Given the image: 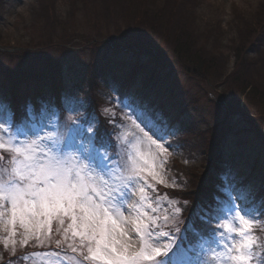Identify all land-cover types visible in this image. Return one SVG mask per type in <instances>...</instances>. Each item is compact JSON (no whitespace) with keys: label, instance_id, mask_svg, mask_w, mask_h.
Segmentation results:
<instances>
[{"label":"snow or ice","instance_id":"6c2138e0","mask_svg":"<svg viewBox=\"0 0 264 264\" xmlns=\"http://www.w3.org/2000/svg\"><path fill=\"white\" fill-rule=\"evenodd\" d=\"M120 40L125 62H140L145 45L139 38L125 33ZM56 72L72 80L88 68L69 58L57 62ZM122 87L129 101L121 100L120 111L129 109L123 118L105 109L107 119L85 118L63 136L25 123L33 109L39 111L34 103L26 102L16 119L11 103L0 102L4 250L16 256L18 246L54 244L77 255L78 264H264V196H258L264 168L259 184L237 173L226 196L218 190L185 223L180 203L162 199L157 188L173 186L164 168L174 147L167 136L174 133L165 132L160 110L142 90L132 82ZM215 119L229 146L242 149L246 132L227 98Z\"/></svg>","mask_w":264,"mask_h":264},{"label":"rangeland","instance_id":"374dc122","mask_svg":"<svg viewBox=\"0 0 264 264\" xmlns=\"http://www.w3.org/2000/svg\"><path fill=\"white\" fill-rule=\"evenodd\" d=\"M82 1L87 3L89 0H2L0 2V102L8 101L13 107L14 96L10 90L11 79L3 74L2 68L23 70L25 65L22 62L18 63V59L21 57L37 72H42L50 66L47 63L41 67L40 64L34 65L39 63L37 58L41 57V61H43L47 56L55 64L70 58L88 68L86 74L72 80L61 78L63 88L60 98L68 112L63 120L59 117L56 102L51 103L50 106L44 102V100L53 101L47 83L32 81L29 85L18 86L23 107L26 102L36 101L35 99L44 102L42 110L35 114L30 113L29 119L25 121L34 131L43 128L45 134L63 136L69 132L74 123H81L85 118L94 122L98 115L97 110L106 118L105 109L111 110L114 115L121 118L129 112V109L120 111L123 107L121 100L128 103V98L119 96L118 91L109 86L111 84L124 89L121 87L123 82L125 84L132 82L136 85L129 74H125V72H120V74L112 68L101 74L94 70L93 77L94 74L96 75L92 79H94V92L97 94L95 96L96 103L92 102L93 97L89 90L88 79L90 80L92 72L91 66L107 57L112 62H124L127 71H132L136 67V63L125 62L124 52H121V49L118 53L112 50L110 54H107L106 52L111 50H108L110 48L106 46L103 47V43L108 42V35L114 32L111 23L114 24L117 17L119 19L128 18L126 13L135 12V7L141 12L142 5L135 4L133 6L132 3H125V13L121 10L116 15L114 9L116 5L111 0L109 1V6H111L109 14L105 15L104 7L101 6L102 3L99 0L93 1L90 12L86 11L87 6ZM160 1L162 0H159V3ZM261 1L264 3V0L186 1V5L189 3L187 7L191 11L190 23L195 25L194 29L198 33L199 31L201 34L203 31L207 33L206 36H201V39H198L199 45L207 46L205 40L210 39L213 45L208 43V46L220 57V60L212 58V56L205 58L206 69L200 74H196V70L190 68L189 64H185L184 60L177 61L173 50L168 51L169 61L159 57L158 64L141 55L146 73L153 77L147 83L146 88L144 87L145 81H141L136 87L142 90L147 99L163 104L160 119L164 121L165 132L174 133L167 136V143L174 146L169 149L172 152L171 156L176 158L172 168L181 170L178 174L180 177H182L181 175L185 178L189 176L191 177L189 179L192 180L195 172L198 175L197 182L199 183V175H204L205 169L212 166L210 162L214 161L217 152H219L218 156L223 157L221 171H217V167L214 165L211 173L215 178L224 181L223 186L227 191L235 186L231 179H235L237 173L259 184L261 171L264 168V159L261 157V143L264 138L259 135L264 134V104L258 97L259 95L246 94L248 91L245 89L248 84L255 87L252 83L248 82L245 86L241 81L235 83L234 79H239V75L244 73L248 67L247 63L251 59H253L251 62L256 60L257 67L264 70V46L259 48L260 51H248V46L255 38L247 34L243 35L246 32L239 28L241 22L256 17L252 13L256 11ZM178 4L182 6V13H185L184 4ZM44 7H47L48 14ZM170 8L171 3L166 6L167 13L170 12ZM183 16L186 17V15ZM62 25L66 27L63 28ZM48 42L55 45V47H51L55 51L48 47L40 49L39 46H45ZM31 52L33 54L29 56ZM37 52H41L40 56H35ZM48 52L55 53L52 55ZM242 53L245 55L242 56ZM32 61L36 63L31 64ZM219 63L222 64L221 67L218 66ZM232 72L235 74L234 77ZM154 73L160 75H156L154 78ZM229 74H231L229 78H226ZM149 87L151 89H148ZM225 98L239 114L241 127L246 132V144L239 150L230 147L223 139L215 119L217 106L220 100L222 99L223 102ZM89 109H93V111L90 112ZM187 139H189L188 142ZM221 143H224V146H221ZM218 149L220 150L218 151ZM171 156L168 157L164 168V174L169 184L171 176L168 172V164H172V162L170 163ZM203 165H207V167L205 168ZM210 184L208 194L211 198L213 197L212 192H216L219 184H215V181L212 180ZM157 188L162 199L176 201L161 191L163 190L162 185H157ZM258 196H264V192L259 193ZM202 203L204 202L201 201L199 204ZM180 205L183 207V211L187 209L191 211L192 215L198 204L192 202L186 205L180 203ZM20 251L24 252L22 257H29L25 260V264H42V262H46V264H78L77 255L72 254L69 249L63 251L56 249L54 244L51 247H35L31 244L26 248L18 246L17 253ZM33 252H50L52 255L33 258L31 256ZM57 253H59L58 260L56 259ZM6 255L10 254L0 244V257L3 258ZM1 262L2 259H0V264ZM11 264H21V259H17Z\"/></svg>","mask_w":264,"mask_h":264},{"label":"trees","instance_id":"16d2710c","mask_svg":"<svg viewBox=\"0 0 264 264\" xmlns=\"http://www.w3.org/2000/svg\"><path fill=\"white\" fill-rule=\"evenodd\" d=\"M2 0H0L1 2ZM94 0H89L86 2H83L84 5H86L87 10L91 11L92 5ZM100 3H102V7H104L103 12L105 15L109 14V1L111 0H99ZM187 0H162L159 3V0H112L111 2L116 5L115 6V13L118 15L119 11L124 12V5L125 3H132L133 6L135 4L142 5L141 12H139L135 7V12L130 11V13H126L128 18L122 17L115 20L114 24L111 23V25L114 27V32H111L108 35V42L103 43V47L106 46L111 50L110 52H106L107 54L111 53L112 50L118 53V51L121 49V52H123V46L121 43L120 38L125 35V33L135 35L139 38L140 42L145 45V48L141 55H143L147 60L151 62H155V64H158L159 57L162 58V60L169 61L168 57V51L174 52V56H176L177 61H183L185 64H189L190 68H194L196 70V74H200L204 72L205 65H206V59L207 57L215 58L217 60H220L217 55L210 47L208 46V43L213 45L211 40H205L207 43L206 45L200 46L198 43V39H201V36L204 37L207 35L205 31H203V34H201V31L199 33L196 31L195 25L190 23V16L191 11L187 7L189 6V3L186 5ZM142 3V4H141ZM171 3L170 12L167 13L166 6ZM178 3L184 4L185 13H182L183 9L182 6ZM105 4V5H104ZM258 8L252 15H256V17H251L250 19H247L246 21L241 22V25L239 26L240 29H244L246 33L243 35H249L251 37H254L252 44L248 46V51H255L259 50L260 47L264 46V3L263 1L258 4ZM108 7V8H107ZM177 7V8H175ZM46 9V14H48L47 7H44ZM182 9V10H181ZM35 12V10H34ZM37 12V11H36ZM125 13V12H124ZM183 15H186L183 16ZM63 28H65V25ZM75 26V25H74ZM194 26V27H193ZM118 29V31H117ZM51 32V31H50ZM44 33V32H43ZM50 34V33H48ZM206 38V37H205ZM109 43V44H108ZM40 49H43L45 47H48L49 49L53 50L51 47H55V45L52 44V42H48L45 46H39ZM112 48V49H111ZM34 49V47H33ZM100 49V47H99ZM55 51V50H53ZM41 52H37L35 56H40ZM51 53L52 55L55 52H48V54ZM239 53V51H238ZM237 53V54H238ZM3 54V53H1ZM33 52L29 53V56H31ZM46 54V55H48ZM7 55V54H4ZM245 55L242 53V56ZM39 60V63H36L35 61L30 62L31 64L37 65L40 64V67L47 63V65H50L48 69L42 70V72L34 71L32 66L25 61L22 60V57L18 59V63H23V70H12V69H3V74H5L7 77H10L11 81V94L14 96L13 101V107L16 110V119H19L22 115V109H23V101L22 98L19 95L18 86L19 85H29L30 82L34 81H43L47 83V86L51 89V91L54 92L53 99H56V102L58 103L57 107L64 116L67 114V111L65 108H63V105L60 102L59 94L57 91L58 84H60L61 77L56 72V65L55 63L51 62L49 60L48 56L43 61L37 58ZM214 60V59H213ZM253 60V59H251ZM251 60L248 61L246 69L244 70V73H241L239 76V79H234L235 83L238 81L243 82V85H247L248 82L252 83L255 87L253 88L252 85L248 84L246 86L247 89H245L246 94H249L252 96L253 93L257 94L258 97H260L262 103L264 104V70L261 68H258L255 62H251ZM157 62V63H156ZM116 63L109 61V57L103 59L101 62L98 61L97 64L94 66H91V76L90 80L88 81L89 90L92 92V102L96 103L95 96L97 94L94 92V77H93V71L96 70V72L99 71V74H101L103 71L112 68L115 69L118 73L125 72V74H129L132 78V80L135 82V86H139V83L141 81H145L144 87L146 88L148 85L147 83L150 82V79L153 77L151 74L146 73V68H144V60H141L140 62L136 63V67L131 70H126V66L124 62L116 63L113 65L110 64ZM219 67L222 66L221 63L218 64ZM20 69V68H18ZM127 71V72H126ZM10 72V73H9ZM233 73V72H232ZM231 73V74H232ZM121 74V73H120ZM227 75L226 78H229L231 75ZM156 75H160L157 73H154V78ZM222 75V74H221ZM232 76L234 77L235 74L233 73ZM129 79V78H127ZM242 79V80H240ZM128 82V81H126ZM125 83V82H123ZM122 83V84H123ZM239 83V82H238ZM138 84V85H137ZM57 86V87H56ZM122 87V86H121ZM120 88V87H119ZM148 89H151L149 87ZM124 89H121V91H124ZM120 91V92H121ZM256 91V92H255ZM33 103L38 107L37 100ZM152 101V100H151ZM155 106L160 110V117H161V110L163 109V104L159 101H152ZM39 108V107H38ZM35 110V109H34ZM93 110V109H92ZM164 112V111H163ZM97 114L100 116L101 119H107L105 116H102V114L97 110ZM164 122V121H163ZM264 140V139H263ZM189 139H187V142ZM224 146V143H221V146ZM220 149H218L219 151ZM215 157L214 161L211 162L213 165L217 167V171L219 169L220 165V155ZM199 159V156L197 157ZM194 161V160H193ZM207 167V165H203V167ZM212 167H207V170L205 169L204 175H199V183L197 182V174L193 173V179H189L191 177L185 178L183 175H181V181L178 178V181L174 183L173 187L171 188H165L164 190L168 192V195L172 196V198L180 203L191 204L192 202H196L197 200L202 202H207L212 199V197H209L208 190L211 186L210 181H215V184H220L221 180L214 177V175L211 173ZM176 175L181 172V170L176 169L175 170ZM185 173V172H183ZM187 176V174L185 173ZM185 179H184V178ZM208 178V179H207ZM224 191V189H217V191ZM164 191V192H165ZM215 193V192H214ZM212 192V194H214ZM167 194V193H166ZM5 258H13L14 256L6 255Z\"/></svg>","mask_w":264,"mask_h":264}]
</instances>
